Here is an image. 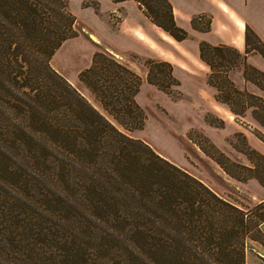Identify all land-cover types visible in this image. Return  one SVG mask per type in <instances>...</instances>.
Returning a JSON list of instances; mask_svg holds the SVG:
<instances>
[{
  "label": "trees",
  "instance_id": "obj_1",
  "mask_svg": "<svg viewBox=\"0 0 264 264\" xmlns=\"http://www.w3.org/2000/svg\"><path fill=\"white\" fill-rule=\"evenodd\" d=\"M136 1L175 39L188 36L169 0ZM75 19L68 0H0V264H245L248 240L264 248V199L238 205L130 135L147 119L136 100L142 77L113 55L95 50L78 72L110 117L55 69L51 58L77 34ZM191 23L207 30L210 18ZM252 50L264 56L248 25L244 51L199 41L216 98L239 116L250 109L264 127V97L228 75L242 66L264 90V71L246 60ZM143 63L161 90L179 85L169 61ZM242 136L232 144L251 165L193 141L230 176L264 186V153Z\"/></svg>",
  "mask_w": 264,
  "mask_h": 264
},
{
  "label": "rangeland",
  "instance_id": "obj_2",
  "mask_svg": "<svg viewBox=\"0 0 264 264\" xmlns=\"http://www.w3.org/2000/svg\"><path fill=\"white\" fill-rule=\"evenodd\" d=\"M93 1L95 0H68L69 8L76 17L74 28L77 34L64 40L55 51L50 61L52 66L68 78V74L63 72L60 67L71 59L76 58H78V66L82 68L86 67L90 63L92 54L95 51H92V47L94 46L97 47L96 50H102L114 55L126 64H131L132 68L138 73L142 70L140 65H143L146 70L147 67L143 63V59L146 58L145 56L127 51L122 52L123 55H121L111 43L91 35V33H94V29L91 25L87 26L85 19L80 17L83 13H80L79 8L85 7L86 4L93 6ZM93 8L100 13L101 17L105 18V21L112 28L117 25L124 15V11L121 8L114 11L106 10L104 12H101L98 6L97 8L93 6ZM89 38L93 40V43ZM236 69L239 68L235 67L229 70V72ZM139 74L142 77V87L140 86L137 100L144 108L147 119L143 127L137 129L134 136L148 142L161 155L203 180L226 199L241 206H251L258 202L264 194V189L256 178L251 177L239 180L230 176L214 158L207 155L193 141V139H200L201 143L210 152L214 151V147H216L232 160L251 165L248 157L243 152L237 150L232 144V142L242 144V135H244L248 145L264 153V130L262 129L263 133L259 131L261 130L260 124L252 116L250 109H247L243 116L229 118L227 123H222V128H216L214 131L213 127H211L212 125L210 126L204 119L205 106L197 107L194 103L192 104L193 100L189 93L183 91L181 87L174 85L171 87V93H167L147 81L146 71ZM74 85L98 109L108 115L80 80ZM175 102H182L184 105L180 107ZM210 117L213 121L221 123L217 117L213 115ZM236 132H241V134L235 135ZM202 134L206 136L207 140L201 137ZM212 143L213 146L211 145ZM215 155L223 160V157L217 152ZM40 251L45 253L48 250ZM245 256V264H264V248L257 241H247Z\"/></svg>",
  "mask_w": 264,
  "mask_h": 264
},
{
  "label": "crops",
  "instance_id": "obj_3",
  "mask_svg": "<svg viewBox=\"0 0 264 264\" xmlns=\"http://www.w3.org/2000/svg\"><path fill=\"white\" fill-rule=\"evenodd\" d=\"M169 1L172 4L176 23L188 31V36L181 40L175 39L166 30L155 24L144 13L136 0H99L98 8L101 12L114 11L118 8L124 11V15L114 28L105 21V18L100 16L99 12L94 10L93 6L80 7V5L79 10L80 13H83L80 17L85 19L87 26L91 25L94 29V35L92 33L91 35L111 43L121 55H123L122 52L127 51L145 57L169 61L172 64L173 74L179 79V85L177 86L190 94L193 100L192 104L194 103L197 107L205 106L204 119L205 114H211L223 123H227L229 118L239 115L233 113L226 102L216 98L217 87L207 81L210 67L199 55V41L203 39L212 44L225 43L244 51L245 28L248 25L264 42V0ZM200 13L210 18V27L207 30L195 28L191 23L192 16ZM89 39L93 43V40ZM96 48L93 46L92 51ZM121 55L117 56L120 57ZM246 60L264 71V56L260 52L249 51ZM78 65V58H76L60 67L63 72L68 74L67 79L73 85L79 81L78 71L82 67ZM126 65L132 68L131 64ZM140 66L142 70L139 73L142 74L143 71H146L147 74V68L145 70L143 65ZM237 67L239 69L228 73L234 84L238 88L246 89L264 97V90L244 77L242 66ZM140 86L142 87V85ZM139 92L140 88L136 94V100ZM96 102L100 105L97 100ZM175 104L180 107L184 105L182 102H175ZM205 121L207 120L205 119ZM208 123L210 126L212 125L214 131L216 128L223 127V125ZM260 129L261 132L262 129L264 130L261 124ZM136 131L137 129L127 132L134 136ZM260 186L264 189L263 185L260 184ZM261 199H264V194L259 201Z\"/></svg>",
  "mask_w": 264,
  "mask_h": 264
}]
</instances>
